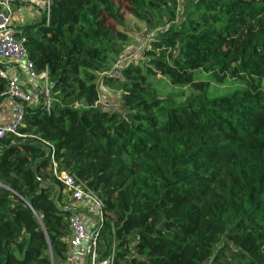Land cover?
<instances>
[{
  "label": "trees",
  "instance_id": "obj_1",
  "mask_svg": "<svg viewBox=\"0 0 264 264\" xmlns=\"http://www.w3.org/2000/svg\"><path fill=\"white\" fill-rule=\"evenodd\" d=\"M126 1L148 44L123 66L117 0H50L19 28L50 101L22 103V136L0 139V264L74 263L55 166L102 200L99 264H264V0ZM197 70L244 86L212 97ZM157 76L193 94L162 98ZM6 88L0 76V104Z\"/></svg>",
  "mask_w": 264,
  "mask_h": 264
},
{
  "label": "built area",
  "instance_id": "obj_2",
  "mask_svg": "<svg viewBox=\"0 0 264 264\" xmlns=\"http://www.w3.org/2000/svg\"><path fill=\"white\" fill-rule=\"evenodd\" d=\"M14 0H0V76L7 80V88L2 93L4 99H12L19 101V104L13 110L11 117L6 122L0 121V139L7 134L22 136L18 133L17 128L23 115V104L36 103L31 93L25 91L19 82L10 77L9 71L5 68L7 60H14L15 63H22L24 68L28 70L30 78H35V73L32 70V64L25 58V50L23 48V38L19 37L16 28L12 22L11 2ZM48 6L50 0H48ZM46 96V104L50 101V86L46 78V84L43 90ZM54 175L56 179L65 186L69 196V205L71 207V216L69 218L71 237L70 245L73 259L76 258L79 248L87 241L90 243L88 252V264H99V255L96 250L98 235L94 232L99 229L100 224L94 232L91 231L92 223L87 228L86 218L81 212L82 206L88 205L95 214L93 222L103 220V203L99 196L92 191L84 182L80 181L76 175L62 169L58 170L54 167ZM83 260V258H77ZM74 263H77L74 259Z\"/></svg>",
  "mask_w": 264,
  "mask_h": 264
},
{
  "label": "rangeland",
  "instance_id": "obj_3",
  "mask_svg": "<svg viewBox=\"0 0 264 264\" xmlns=\"http://www.w3.org/2000/svg\"><path fill=\"white\" fill-rule=\"evenodd\" d=\"M117 1L120 4L121 10L126 16V20L128 22L127 31L130 39L125 45V51L119 60L120 62H118L115 67L119 64L123 66L129 63L131 60L142 59L143 50L148 44V40L145 39V25L140 20L133 18L129 12V6L126 0ZM151 36L152 34L149 36V38ZM194 78L196 81H211L209 93L212 97L232 93L237 89H242L244 86L242 83L232 79H228L226 84H218L217 82L212 81L204 70H197L194 74ZM151 81L153 83L154 89L157 91V94L160 97L169 98L175 104L183 103L191 94H193V89L190 86L174 85L167 76H157V78H153ZM99 85L100 90L102 91V101L106 100V105L110 104L113 109H119L121 96L119 89L115 86L113 87L103 83L101 78Z\"/></svg>",
  "mask_w": 264,
  "mask_h": 264
},
{
  "label": "crops",
  "instance_id": "obj_4",
  "mask_svg": "<svg viewBox=\"0 0 264 264\" xmlns=\"http://www.w3.org/2000/svg\"><path fill=\"white\" fill-rule=\"evenodd\" d=\"M48 0H14L11 2V18L14 27L17 32L19 28L27 25H32L38 23L43 13L47 10ZM5 68L8 69L11 78L17 80L22 88L31 93L34 98H38L41 93H43L44 86L46 84V74L36 75L35 78H30L28 75V70L24 68L22 63H15L14 60H7L5 62ZM102 101V100H101ZM103 100L101 104L104 107H109ZM108 103V101H107ZM19 104L18 101L12 99H4L0 104V121L6 122L10 119L11 114L15 107ZM81 212L86 218V222L95 224L93 220L95 219V214L88 205H84L81 208ZM90 249V243L87 241L82 245L78 252L77 257L74 258L77 262L76 264H86L88 258V252ZM77 258H83V260H77ZM75 264V263H73Z\"/></svg>",
  "mask_w": 264,
  "mask_h": 264
},
{
  "label": "water",
  "instance_id": "obj_5",
  "mask_svg": "<svg viewBox=\"0 0 264 264\" xmlns=\"http://www.w3.org/2000/svg\"><path fill=\"white\" fill-rule=\"evenodd\" d=\"M55 203L58 204V196H57L56 199H55ZM86 264H88V259H87V261H86Z\"/></svg>",
  "mask_w": 264,
  "mask_h": 264
}]
</instances>
